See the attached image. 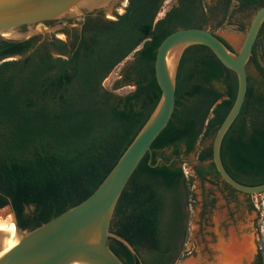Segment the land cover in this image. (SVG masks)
<instances>
[{
	"label": "trees",
	"instance_id": "16d2710c",
	"mask_svg": "<svg viewBox=\"0 0 264 264\" xmlns=\"http://www.w3.org/2000/svg\"><path fill=\"white\" fill-rule=\"evenodd\" d=\"M163 1L127 0L114 19L86 22L70 51L62 49L63 40L48 36L0 41V207L9 198L20 229L30 230L85 198L113 166L159 98L153 61L167 33L181 26L214 32L224 22L243 30L246 23L233 16L253 13L264 3L173 0L156 18ZM130 54L121 76L111 89L105 88L102 80ZM248 62L264 82V20ZM120 83L132 89L117 94L113 89ZM235 93V73L206 46L183 49L171 116L129 176L110 219L109 232L134 251L108 237L122 264H174L182 256L192 192L181 157L199 139H207L196 152V159L207 163L192 171L202 179L212 177L210 182L219 179L210 141ZM219 156L234 180L264 183V92L248 78L240 109L221 138ZM257 264H262L260 252Z\"/></svg>",
	"mask_w": 264,
	"mask_h": 264
},
{
	"label": "water",
	"instance_id": "95a60500",
	"mask_svg": "<svg viewBox=\"0 0 264 264\" xmlns=\"http://www.w3.org/2000/svg\"><path fill=\"white\" fill-rule=\"evenodd\" d=\"M113 1L0 0V41L16 42L39 32L42 38L43 31L75 25L78 16L83 17L85 12L102 8L111 11ZM114 18L115 15L110 16V19ZM263 20L264 3L252 13L237 50L228 49L218 34L204 27L181 26L167 33L158 43L153 61L159 98L144 124L90 194L38 226L30 230L20 229L7 198V204L0 209L8 208L16 235L14 244L0 254V264H122L108 246L109 236L134 252L124 239L109 232L110 219L129 176L171 116L176 67L181 52L191 44L206 46L236 76L233 103L210 141L214 169L222 182L240 193H263L264 183L246 185L234 180L219 156L221 138L244 98L246 64ZM160 160V157L156 159ZM6 236L7 233L0 230V240Z\"/></svg>",
	"mask_w": 264,
	"mask_h": 264
},
{
	"label": "rangeland",
	"instance_id": "374dc122",
	"mask_svg": "<svg viewBox=\"0 0 264 264\" xmlns=\"http://www.w3.org/2000/svg\"><path fill=\"white\" fill-rule=\"evenodd\" d=\"M204 1L209 2V0ZM172 2L173 0H164L159 12L156 15V18H159ZM125 4L126 0H114L111 10L115 9L118 13H121ZM234 5L235 2L233 1L231 3V9L234 8ZM96 11H101L105 16H114L110 10L103 8L90 11V13H94ZM251 15L252 13L247 10L239 12L237 15L233 16L234 18H238L239 21L246 23L243 30H239L235 23L224 22L220 27L214 30V33L223 37L234 50H237L246 31ZM80 18L81 16L79 15L76 21H78ZM58 29L59 28L43 31V36L54 32L56 35L61 37L60 33H58ZM36 35L41 36V32L37 33ZM130 59L131 54L125 57L107 74V76L102 81V85L105 88L111 89L114 80L119 78L117 76L119 68L123 63L125 64ZM246 77L256 90L264 92V82L251 62H247L246 64ZM214 85L217 86L218 84L214 83ZM131 89L132 85L120 83V85L113 89V91L117 94H124ZM206 142L207 139H199L195 143L194 150L185 157H181L182 160H185L181 163V166H184V168L187 170L188 178L190 177V190L195 194V209L194 211H190L187 208V235L183 244V254L174 264H218L216 262L212 263V260L207 261L202 248L204 238H206V236H218L217 233H222V230H217V225L224 213L221 211L226 209V204L228 208L234 210L233 225H235L237 236L241 237V240L238 243H242L245 238L249 239L252 251L257 247V250L262 256V264H264V192L260 194H248V196H244L242 193L237 191L233 192V197L224 200V187L222 182H220L218 179H214V182H210L207 178L200 180L196 175H194L192 171L193 166H205L207 163L206 161L200 162L196 159V152ZM202 197H205V199L212 198L213 203L206 208V213L200 218V223H196L199 218L197 211L200 207ZM246 200H249V202L253 204L251 209L248 208ZM252 220H255V223H253ZM191 243L194 244L196 250L195 257L186 254V251L190 248ZM213 258H215V256ZM249 258L250 257L244 258L245 263H249Z\"/></svg>",
	"mask_w": 264,
	"mask_h": 264
},
{
	"label": "flooded vegetation",
	"instance_id": "af4514ba",
	"mask_svg": "<svg viewBox=\"0 0 264 264\" xmlns=\"http://www.w3.org/2000/svg\"><path fill=\"white\" fill-rule=\"evenodd\" d=\"M125 6H126V4L123 6V11L125 9ZM111 13L115 16L117 14H120L115 9H112ZM109 19H110V16L103 15V13L101 11H96L94 13L85 12L83 17H81L78 21H76L75 25L65 26V27H61L58 29V33H60L61 37L56 35L54 32H52L51 34L45 35V36H48L49 39H61V40H63L64 45L62 46V49L63 50L65 49L66 51H70L72 49L71 43H74L78 40V35L80 34V31H81L83 24L86 25V22H88V24H92V23L102 24V23H106ZM39 38H40L39 40H41L42 38H44V36L42 38H41V36H39ZM232 50H234V49L232 48ZM50 51L58 52L57 49H55L54 47H50ZM123 65H124V63L122 64V66ZM122 66L118 70V73H117L118 77L121 76L120 71L122 69ZM198 167H203V166H198ZM197 177L200 180H203L200 176H197ZM206 178L208 180L213 179L210 176H206ZM220 182H222V181H220ZM223 187H224V194H223L224 200H227V198L233 197V192H237L236 190L232 189L230 186H227L225 184H223ZM242 194L244 196H248V194H244V193H242ZM246 202H247L248 208L251 209L253 204L251 202H249V200H246ZM212 203H213L212 198L211 199H205V197H202L200 207L197 211V215L199 218H198L196 223H200V218L204 216V214L206 213V208L208 206L212 205ZM188 209L190 211H194V209H195V194L193 192H192V195H191L190 200H189ZM221 212H224V213L222 215L220 222L217 225V230H222V233L221 232L217 233L218 236H206V238H204V242H203L202 250L205 253L206 260L207 261L212 260L213 261L212 263H215V262L218 263V261H220V259L223 257V254H224L222 252L223 247H228V246L231 247V245L233 243L238 244V242L241 240V237L237 236L235 225H233L234 224V218H233L234 210H231L230 208H228V206L226 204V209L224 211H221ZM252 222L255 223V220H252ZM230 224H232V225H230ZM182 249H183V247H182ZM195 252H196V250H195L194 244L191 243L190 248L187 249V251H186V254H189V255L195 257ZM258 253H259V251L257 250V247H256V249L255 248L253 249L250 256H245V255H244V257L239 256V258L235 262V264H247V263H245V259H244L245 257H250L248 264H257L258 263ZM214 256H215V258H213Z\"/></svg>",
	"mask_w": 264,
	"mask_h": 264
},
{
	"label": "bare ground",
	"instance_id": "6f19581e",
	"mask_svg": "<svg viewBox=\"0 0 264 264\" xmlns=\"http://www.w3.org/2000/svg\"><path fill=\"white\" fill-rule=\"evenodd\" d=\"M7 207L0 209V230L7 233L6 237L0 240V254L11 247L15 242V229L11 220V215ZM223 257L218 264H235L239 256H250L252 247L250 240L245 238L242 243L232 244L231 247H223Z\"/></svg>",
	"mask_w": 264,
	"mask_h": 264
},
{
	"label": "built area",
	"instance_id": "2783aa9c",
	"mask_svg": "<svg viewBox=\"0 0 264 264\" xmlns=\"http://www.w3.org/2000/svg\"><path fill=\"white\" fill-rule=\"evenodd\" d=\"M181 168H182V171H183V173H184L185 177H188V176H187V170L184 168V166H183V165L181 166Z\"/></svg>",
	"mask_w": 264,
	"mask_h": 264
}]
</instances>
